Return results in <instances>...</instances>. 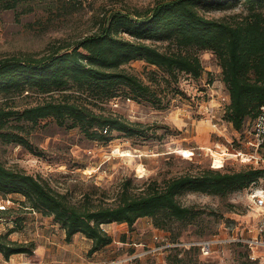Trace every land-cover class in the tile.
Wrapping results in <instances>:
<instances>
[{"label": "rangeland", "instance_id": "1", "mask_svg": "<svg viewBox=\"0 0 264 264\" xmlns=\"http://www.w3.org/2000/svg\"><path fill=\"white\" fill-rule=\"evenodd\" d=\"M154 2L34 0V9L18 18L13 10H2L0 58L22 52L41 53L59 40H75L93 30L95 18L103 10L145 8ZM244 8L243 0H239L232 8L213 9L206 14L230 15ZM154 42L161 48L166 45ZM197 54L203 65L199 77L183 72L174 77L142 59L131 60L124 66L150 85L154 97L127 98L121 88L117 96L91 104L97 111L141 122V135L126 136L113 130L108 140H91L76 127L67 128L46 119L25 124L23 133L30 147L0 140V159L8 166L41 176L55 189L67 192L72 200L90 192L96 200L111 201L126 180L137 190L150 180L161 182L184 172L213 167V157L218 155L224 159L222 170L243 167L239 156L229 154L225 145L251 150L247 141L251 136L248 132L240 134L223 118L222 95L227 90L216 56L210 50H198ZM43 96L29 91L6 101L22 107ZM4 99L0 94V104ZM260 166L264 167V162ZM249 192L239 189L226 196L183 192L178 195L182 203L202 210L194 221H174L167 229L154 226L147 216L138 218L131 228L126 223L103 224L113 240L92 253H88L90 240L81 233L67 241L50 216L20 206L21 194L4 197L0 193V205L11 206L13 215L23 217V226L10 233V238L35 243L30 254L16 253L9 259L0 254V264H264V206H256ZM11 218H0V232L12 226ZM211 237L219 242L209 252L200 245L190 247V242Z\"/></svg>", "mask_w": 264, "mask_h": 264}, {"label": "trees", "instance_id": "2", "mask_svg": "<svg viewBox=\"0 0 264 264\" xmlns=\"http://www.w3.org/2000/svg\"><path fill=\"white\" fill-rule=\"evenodd\" d=\"M34 0H0V11L11 9L18 18L34 9ZM80 3L78 0H68ZM239 0H155L145 8L103 10L90 32L72 41H58L41 53L22 52L0 58V140L30 147L25 124L52 119L67 128H78L91 140H108L113 130L126 136L141 135L144 126L121 115L95 110L91 104L118 94L146 99L155 95L149 84L127 70L124 64L142 59L174 77L183 72L192 77L203 73L198 50H210L221 68L229 96L223 118L241 131L264 106V0H243V11L209 16L207 11L228 9ZM154 41L166 42L165 47ZM128 88V90H125ZM45 94L40 100L16 107L6 101L24 92ZM54 92H58L57 95ZM48 95V96H47ZM96 100V101H95ZM243 167L222 170L204 167L161 182L150 180L134 190L126 180L111 201L96 200L85 192L72 200L41 176L6 165L0 159V193H19L21 207L50 216L70 241L81 233L90 240L88 253L110 242L103 224L126 223L129 228L140 217H150L154 226L167 229L174 221L192 222L201 211L182 203L186 191L226 196L248 188L264 178V167L242 162ZM0 205V218H11L12 226L0 232V254L9 259L16 253L30 254L33 240L19 241L10 233L21 229L23 217ZM190 247L198 248L196 244Z\"/></svg>", "mask_w": 264, "mask_h": 264}, {"label": "built area", "instance_id": "3", "mask_svg": "<svg viewBox=\"0 0 264 264\" xmlns=\"http://www.w3.org/2000/svg\"><path fill=\"white\" fill-rule=\"evenodd\" d=\"M78 1L84 2L87 0H78ZM222 100L225 103L228 102L229 96L227 92H225L224 95H222ZM247 124L248 126H246ZM245 132H248L251 136L247 140L249 145L251 146V150H244L242 148H236V147L234 148L232 147L233 146L232 144L225 145V150H227V152L233 156H239L241 162L252 163L254 165L260 166V163L264 162V106H261V111L258 114V116L252 121H247L244 125L243 130L239 131V133L240 134L243 133L244 136H245ZM223 160L221 166L218 167L224 166ZM212 166L215 167L214 164H212ZM246 189L250 190L249 195L256 206L259 207L264 206V178H260L259 180L254 181ZM217 242H219L218 239L211 237V238L202 239L198 242H190V244L200 245L202 250H204L205 252H209L211 246Z\"/></svg>", "mask_w": 264, "mask_h": 264}, {"label": "bare ground", "instance_id": "4", "mask_svg": "<svg viewBox=\"0 0 264 264\" xmlns=\"http://www.w3.org/2000/svg\"><path fill=\"white\" fill-rule=\"evenodd\" d=\"M222 156L221 155H218V156H214L213 157V163H214V166L215 167H218V166H221L222 164Z\"/></svg>", "mask_w": 264, "mask_h": 264}]
</instances>
